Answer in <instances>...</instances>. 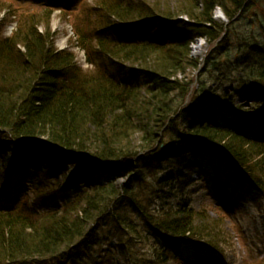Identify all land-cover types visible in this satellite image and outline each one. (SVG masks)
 <instances>
[{
	"label": "trees",
	"instance_id": "obj_1",
	"mask_svg": "<svg viewBox=\"0 0 264 264\" xmlns=\"http://www.w3.org/2000/svg\"><path fill=\"white\" fill-rule=\"evenodd\" d=\"M97 1L96 10L77 9L82 18L75 34L92 65L87 71L30 21L50 11L27 15L29 21L9 38L1 36L0 26V135L10 139L16 163L27 145L41 138L50 144L38 164L43 170L35 192L44 204L53 194L61 197L60 205L41 210L24 200L0 211V264H186L179 249L199 241L220 251L221 225L205 221V212L187 208L180 196L175 207H149L157 191L148 185L177 192L180 178L171 179V173L149 184L147 179L151 170L182 164L170 151L177 134L219 146L264 202V143L220 122L194 121L191 110L176 102L189 86L178 76L198 67L189 57L191 41L211 42L223 33V25L212 19L214 9L221 7L232 19L263 0ZM91 15L97 18L82 28ZM112 18L139 20L158 33L129 34L113 26ZM87 34L94 37L88 40ZM256 55L260 68L247 78L258 84L250 91L252 112L264 115V47ZM126 64L140 69L126 77ZM220 94L219 104L234 106L231 95ZM51 149L64 152L63 160L51 158Z\"/></svg>",
	"mask_w": 264,
	"mask_h": 264
},
{
	"label": "rangeland",
	"instance_id": "obj_2",
	"mask_svg": "<svg viewBox=\"0 0 264 264\" xmlns=\"http://www.w3.org/2000/svg\"><path fill=\"white\" fill-rule=\"evenodd\" d=\"M69 1L72 2L73 0ZM17 2L18 0H0V19L3 16L5 17L3 22L5 24L3 36L7 37L12 29L15 31L19 25L24 24L22 22L24 19L29 21L25 14L28 13V8L19 5ZM92 3L93 0H87L85 4L92 5ZM172 7L175 10L176 6L174 3ZM20 14L22 18H18ZM223 14L224 11L221 7L217 6L213 11L212 19L217 24L226 25L224 33L229 32L228 39L215 45L208 43L205 39H197L189 46V57L198 63V68L187 69L184 75L179 76V79L184 78V82H189V92L182 98L175 96L177 99L179 98L178 100L176 99V102L177 105L183 103V108L187 109L192 104V100L198 98L200 103L197 107L198 109L196 107L192 108V116L194 118H198L200 110L203 107H206V113L220 115L223 110L220 106L214 104L216 97L201 93L203 87L200 82L204 83L205 89H209L210 91H225L227 95L232 94L234 96V105H239L238 111L236 110L234 113L229 114L226 120L232 118L231 120H234L233 122L239 123V126H241L240 131H248L251 134L253 131L251 130L249 115H244L243 117L241 113L252 112V101L247 100L242 95L246 91L245 87L251 86L254 83H248V74L255 72V68H260L255 61L257 52H263L264 47V0L259 1L254 7L247 10H239L232 19H229ZM76 19L77 13H73L71 18L70 16H63L58 11H55L49 16L47 15V17L46 15H42L30 21L35 24V29L39 32L48 31L52 33L54 36L53 46L57 49H68L75 55L76 63L82 68H86L82 51L75 48V44L73 43L72 30L69 25L71 21H75ZM198 41L201 43V48L198 51H194L193 46ZM212 47H216L215 52L212 50ZM220 50L221 53L216 55ZM127 68L128 73H133L139 66H128ZM261 71L264 70L261 69ZM241 75L244 76L245 84L240 88V86H237L238 84L236 85V79ZM215 77L228 79L227 83L223 85L218 80L213 81ZM225 85L228 87L224 88ZM234 86L237 89L236 91L231 90V87ZM238 90L240 93L239 96H237ZM258 102L260 106H263L261 101L258 100ZM257 129L259 130L260 128ZM262 132L264 131L259 130L256 133L264 137V133ZM5 139H7V136L0 135V141H2L0 144L6 145L4 142ZM41 146V144H38L29 147V149L34 150L36 153V149ZM3 147L5 151H9L7 145ZM41 148V154L45 156V151H43L45 147L42 146ZM50 154L52 155L51 158L55 157L59 162L66 155L64 152L58 154L55 151H50ZM180 158L183 159V156ZM195 165L196 167L201 166L199 162H196ZM184 166L186 167V165ZM208 166L210 178L204 177L203 174V179L209 183V189L205 188L203 182H199L197 185L190 186L188 189L183 188L180 195L183 199L189 200L188 207L194 212L201 211L202 209L205 210L206 213L204 214L207 215L204 216L205 221L215 222V224L219 223L221 225L222 229L220 232L222 235L217 241H222L220 247L224 252L222 258H218L216 256H210L209 253L212 252L195 245L190 246L187 252L192 256H197L196 254L201 255L198 258L196 257L198 264H258L264 258V204L261 203V197L258 193H253L248 186H234L226 182L223 178H225L224 173L228 170L227 168L223 170L221 180H219L218 176L219 174L221 175V171L216 172L215 169H212L214 166L211 163ZM206 167L207 164L205 165ZM233 167L235 166L233 165ZM182 170L183 174L191 176L184 167ZM122 181H124V178L119 179L118 182L121 183ZM10 185L12 190L9 193L11 197H14L17 195L18 190L16 189L20 185L15 182V179H10ZM149 188L152 189L150 186ZM142 191L143 189L137 193L140 194ZM150 196L152 194H148L143 199ZM1 197L2 192L0 191ZM164 203L171 206L173 204L172 201L167 199H162L161 201L153 199L149 207L153 210L155 207ZM158 214L166 215V212L158 211ZM205 254L207 256H203ZM261 264H264V262Z\"/></svg>",
	"mask_w": 264,
	"mask_h": 264
},
{
	"label": "bare ground",
	"instance_id": "obj_3",
	"mask_svg": "<svg viewBox=\"0 0 264 264\" xmlns=\"http://www.w3.org/2000/svg\"><path fill=\"white\" fill-rule=\"evenodd\" d=\"M197 39H199V40H201V39H205L208 43H213L214 45L216 44V43H220V42H222L221 40H219V39H216L215 41H209L208 39H206V38H203V37H199V38H197ZM191 45V44H190ZM189 45V46H190ZM222 46V45H221ZM201 48V43H200V41H198V43H196V45H194L193 46V50L194 51H198L199 49ZM212 50L213 51H215L216 50V47H212ZM189 51H190V49H189ZM221 53V50L220 51H218L217 53H216V55H219ZM111 70L114 72V73H117L118 72V69L117 68H115V67H111ZM178 78H179V76H178ZM181 79V78H180ZM188 82V81H187ZM188 92H189V89H188ZM179 93V92H178ZM178 93H176V94H178Z\"/></svg>",
	"mask_w": 264,
	"mask_h": 264
}]
</instances>
